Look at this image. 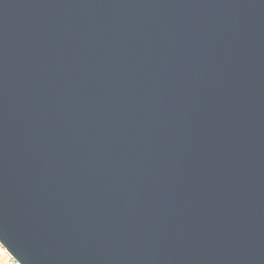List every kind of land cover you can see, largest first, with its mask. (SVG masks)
Segmentation results:
<instances>
[{
	"label": "water",
	"instance_id": "95a60500",
	"mask_svg": "<svg viewBox=\"0 0 264 264\" xmlns=\"http://www.w3.org/2000/svg\"><path fill=\"white\" fill-rule=\"evenodd\" d=\"M0 245L264 264V0H0Z\"/></svg>",
	"mask_w": 264,
	"mask_h": 264
},
{
	"label": "rangeland",
	"instance_id": "374dc122",
	"mask_svg": "<svg viewBox=\"0 0 264 264\" xmlns=\"http://www.w3.org/2000/svg\"><path fill=\"white\" fill-rule=\"evenodd\" d=\"M0 264H17L0 245Z\"/></svg>",
	"mask_w": 264,
	"mask_h": 264
}]
</instances>
